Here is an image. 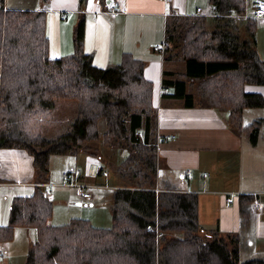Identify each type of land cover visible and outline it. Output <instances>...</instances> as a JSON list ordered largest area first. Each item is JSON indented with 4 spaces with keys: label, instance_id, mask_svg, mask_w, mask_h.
Instances as JSON below:
<instances>
[{
    "label": "trees",
    "instance_id": "16d2710c",
    "mask_svg": "<svg viewBox=\"0 0 264 264\" xmlns=\"http://www.w3.org/2000/svg\"><path fill=\"white\" fill-rule=\"evenodd\" d=\"M259 1L208 0V14L172 17L162 50L166 62L177 58L186 66L183 72L164 70L162 86L169 91L163 96L226 113L232 129L252 145L264 138L263 118L251 113L253 119L244 121L248 109L264 107V94L254 90L264 86L259 21L251 16ZM87 2L79 0L83 7ZM213 18L220 23L210 30ZM84 35L83 19L74 54L52 59L46 13L7 10L0 0V147L28 151L39 183L48 181L53 155L101 159L119 177L112 225L85 218L53 225V201L39 185L33 195L13 200L0 238L11 240L16 227L36 230L25 264H264L242 260L240 232L203 235L197 193L160 185L159 116L144 61L124 54L119 63L99 67L83 50ZM71 102L77 103L72 119L58 120V105ZM240 200L244 229L254 196L241 194Z\"/></svg>",
    "mask_w": 264,
    "mask_h": 264
},
{
    "label": "crops",
    "instance_id": "0c3cea01",
    "mask_svg": "<svg viewBox=\"0 0 264 264\" xmlns=\"http://www.w3.org/2000/svg\"><path fill=\"white\" fill-rule=\"evenodd\" d=\"M111 1L105 0L103 3L100 0H88L83 7L79 0H4V7L7 10L44 11L50 42L49 52L63 49L66 51L65 55L74 54V33L84 19L83 50L91 55L96 65L100 67L102 65L99 63L103 62H107L108 66L117 64L124 54L144 61V75L154 84V105L159 116L160 185L168 183L176 190L199 195L198 217L203 235L215 233V230L223 236L240 232L244 238L240 250L242 260L264 259V138L257 145H252L248 137L232 129L226 113L204 107H186L183 99L163 96L164 92L169 91L162 86L164 70L183 72L186 69L185 64L182 68L175 66L180 61L177 58L172 62L165 61L162 50L166 45L167 22L177 16L208 14V0H116L118 8L114 13L108 9ZM198 8H202V12L198 13ZM258 21L257 50L264 60V19ZM219 23L213 18L208 27L210 30L215 29ZM55 27L60 38L57 43L50 40L51 28ZM254 90L264 94V86ZM262 111L264 114V110ZM76 155L78 154L53 155L48 181L39 183L34 158L28 151L0 147V225L9 224L13 200L33 195L41 184L51 190V196L48 197L54 200L55 205L67 204L68 211L61 216L65 220L61 225L81 218L73 213L75 210H70L74 206L73 202L80 201L81 204L83 201L85 203L82 206L89 207L96 202V198L92 194V198L82 199L75 191V183L83 182L80 169L82 163ZM124 156L122 154L120 157ZM84 159L88 171L96 174L99 171L96 159L90 155ZM56 163L58 165L55 168L60 167L58 172L54 169ZM75 169L80 171V175L71 174L69 179L72 182L65 181L63 173ZM188 171L190 175H185ZM4 174L16 181L5 180ZM82 184L91 192L92 184ZM4 187L5 190L2 189ZM118 187L119 183L116 185ZM241 194L254 196L250 207V223L244 229ZM228 198L233 199L231 204H228ZM256 203L259 206L255 208ZM59 217L56 218L54 213L51 223L59 224L55 221L60 220ZM93 217L85 219L91 220ZM111 221L112 216L106 211L103 218L94 217L92 223L107 227ZM25 228L28 229L25 230V248L16 254L11 246L15 244V240L2 242L5 244H0V264H17L19 257L25 262L18 260V264L26 263L36 240V230ZM18 229L22 228L16 227L13 230L12 239L18 235ZM259 242L261 250H255L252 255L245 254L246 245L253 246Z\"/></svg>",
    "mask_w": 264,
    "mask_h": 264
},
{
    "label": "rangeland",
    "instance_id": "374dc122",
    "mask_svg": "<svg viewBox=\"0 0 264 264\" xmlns=\"http://www.w3.org/2000/svg\"><path fill=\"white\" fill-rule=\"evenodd\" d=\"M248 11H249V14H251V11H252L251 6L248 7ZM46 20H47V18H46ZM48 23L50 24L49 20H48ZM46 28H48L47 21H46ZM50 36H51L50 40L52 42L57 43V42L60 41V38H58V29L56 27L54 29L51 28ZM49 45H50V42H49ZM74 52H75V48H74ZM177 52H178V50H177ZM65 54H66L65 50L57 49L54 52H52L50 50L48 55L52 59L53 58L55 59V58L68 56V55H65ZM87 54H89V53H87ZM175 60H177V59H174V61ZM99 64L102 65L100 67H105V68L108 67L107 62H103V63H99ZM172 65H173V63L170 66L172 67ZM97 66H99V65H97ZM175 66L177 68H180V67L182 68V66H184V63H181L179 61L178 63L175 64ZM184 68H185V66H184ZM262 87L263 86H259V87L257 86V87H254V88H262ZM192 88L195 90V88H196L195 85H193ZM58 106H59L58 109H57V113H58V117L57 118H58V120H63V118L72 119L71 116H73V113H75V111L77 109V103L76 102H71L69 104H59ZM262 109H264V107L263 108L262 107H258L255 110L248 109L246 111V114H249V115H246L244 117L245 123H247L251 119H253V117H251V115H250L251 113H256V115L258 116V117L255 116L254 120L257 119V118H263L264 119V114L261 113ZM47 135L49 137H51L50 134H47ZM70 156L75 158L74 155H70ZM76 156L80 157V160H81V163H82V166L80 167V169L82 171L83 182L92 184V187L90 188V190H91V193L94 194V197L96 198V202H93V204L89 205V207H83L82 204H84L85 202L81 201V204H80V201L79 202L74 201L73 202L74 206H71L70 210H75V212H73V213H75V215H78L77 217H81V218H83V217L87 218L89 216H92V217L94 216V217H96L98 219H101V218L104 217L106 211H107V214H108V211H109V216L111 217L112 215H111L110 205H111L112 200H113L112 199L113 198V192L116 189V185L119 183L118 175L115 173V171H113L110 167H108V165L106 167L104 165H102V163H100L98 161V160H101V159H98V158H96V162H97V164L99 166V168H98L99 171L96 174H91L90 173L91 170L88 171V169L86 167V164L84 165V163H86L84 158H87L88 155L86 153H80V154H78ZM120 156H122V155H120ZM55 158H58V157H55ZM159 160H160V156H159ZM57 165H58V163H56L54 165V169H56V172H58V170L60 169V167L55 168ZM101 169H103V170L101 171ZM257 169L259 170V167H257ZM4 179L5 180H9V181H16L13 178H10V177L7 178V176L5 174H4ZM2 189L5 190L6 188L4 187ZM75 191H76V189H75ZM158 191H159V189H158ZM49 198L52 200L51 197H49ZM52 201H53V204H54L53 214L55 213L56 218H57V216H60L59 217L60 220H55V221H57L59 224L63 223V221H65V220H62L61 216L66 211H68L67 204L66 203H59V205H55L54 200H52ZM94 217L91 218L92 221L94 220ZM65 223H68V222H65ZM59 224H57V225H59ZM111 225H112V221L110 223H108L107 227H110ZM0 226H5V225H0ZM21 228L22 229H18L19 230L18 231V235L14 236L13 239L9 241V242H11V241L15 240V244H11V246H12V251L14 253H16V254L20 253L22 251V249L25 248L26 240H27L26 239V235H25V230H28V229L25 228V227H21ZM205 234H207V233H205ZM207 239L212 240L211 237H207ZM5 241L6 240L0 238L1 246H2V244H5V243H2V242H5ZM260 243L261 242L254 243L253 246L246 245L245 254L252 255L255 250H258V249L261 250L262 246H261ZM262 243H264V242H262ZM18 260L20 261V260H22V258L19 257ZM18 260H17V264H18ZM23 262H25V261L22 260L21 263H23Z\"/></svg>",
    "mask_w": 264,
    "mask_h": 264
},
{
    "label": "built area",
    "instance_id": "2783aa9c",
    "mask_svg": "<svg viewBox=\"0 0 264 264\" xmlns=\"http://www.w3.org/2000/svg\"><path fill=\"white\" fill-rule=\"evenodd\" d=\"M118 8V3L116 0H112L108 6L109 12H116ZM197 12L200 13L202 12V8H198ZM252 17L257 19V20H262L264 19V0H260L256 6L254 7V11L252 14ZM166 91H168V89H166ZM76 174V175H80V171L78 169L72 170V171H66L65 173H63V177L65 179V181L68 182H72L70 181V175L71 174ZM44 185V184H43ZM43 185L41 184L40 186L43 187ZM49 187V186H48ZM75 187H76V192L77 194L82 198V199H90L92 198V193L88 191V188L85 184L82 183H75ZM44 188V193L47 196H51V190L50 189H46ZM228 204H231L233 199L232 198H228ZM258 205V204H257ZM259 206V205H258ZM0 255H1V251H0Z\"/></svg>",
    "mask_w": 264,
    "mask_h": 264
}]
</instances>
